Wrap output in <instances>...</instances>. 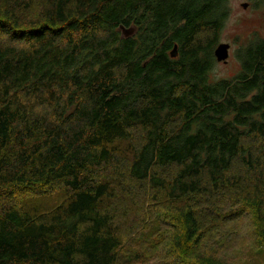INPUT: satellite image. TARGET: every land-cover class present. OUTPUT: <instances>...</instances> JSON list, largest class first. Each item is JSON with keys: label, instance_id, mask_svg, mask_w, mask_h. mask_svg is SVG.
I'll use <instances>...</instances> for the list:
<instances>
[{"label": "trees", "instance_id": "16d2710c", "mask_svg": "<svg viewBox=\"0 0 264 264\" xmlns=\"http://www.w3.org/2000/svg\"><path fill=\"white\" fill-rule=\"evenodd\" d=\"M230 13V0H0V264L138 262L117 203L139 193L181 220L177 264H226L198 248L248 211L264 248V35L212 81Z\"/></svg>", "mask_w": 264, "mask_h": 264}, {"label": "rangeland", "instance_id": "374dc122", "mask_svg": "<svg viewBox=\"0 0 264 264\" xmlns=\"http://www.w3.org/2000/svg\"><path fill=\"white\" fill-rule=\"evenodd\" d=\"M248 7L243 8L242 4ZM231 13L220 34L219 43L230 44V56L228 62H218L210 74L212 81L219 79H231L237 76L241 70V64L236 57V50L249 42L255 35H264V6H256L253 0H230ZM118 154L126 159L130 158L131 148L121 143L115 149ZM59 201L62 195L55 191ZM56 202L43 200L40 203H31L30 207L40 206L47 209ZM155 202L151 195L136 194L127 198V201L118 202L117 207L126 225L137 226L135 236L129 238V233L123 231L124 243L122 255L126 256L130 249H137L140 260L134 264H177L178 250L175 246L184 243L183 227L181 220L177 218H164L159 216ZM222 222L219 230L210 229L199 250L215 254L226 264H264V248L261 238L257 234L255 217L252 211L238 220L227 224ZM210 231H212L210 233ZM181 238V239H180ZM180 239L179 244L176 240ZM184 249L182 248L180 251ZM184 264H193L192 260L184 258Z\"/></svg>", "mask_w": 264, "mask_h": 264}, {"label": "water", "instance_id": "95a60500", "mask_svg": "<svg viewBox=\"0 0 264 264\" xmlns=\"http://www.w3.org/2000/svg\"><path fill=\"white\" fill-rule=\"evenodd\" d=\"M242 7L243 8H247L248 7V4L247 3H243L242 4ZM122 30V36L124 38H130L132 36L135 35L136 33V28L135 27H130V28H125V27H122L121 28ZM230 44H227V43H220L217 48L215 49L214 51V55L216 57V60L218 62H228V59H229V56H230ZM177 46L174 47V50L172 51L171 53V56L173 58L177 57Z\"/></svg>", "mask_w": 264, "mask_h": 264}]
</instances>
